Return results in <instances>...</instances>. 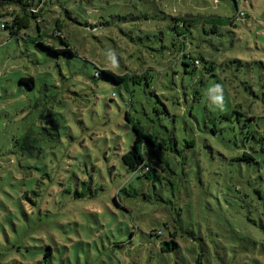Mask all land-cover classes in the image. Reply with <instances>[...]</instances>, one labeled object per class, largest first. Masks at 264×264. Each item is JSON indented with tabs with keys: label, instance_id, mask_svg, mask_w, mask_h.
<instances>
[{
	"label": "rangeland",
	"instance_id": "1",
	"mask_svg": "<svg viewBox=\"0 0 264 264\" xmlns=\"http://www.w3.org/2000/svg\"><path fill=\"white\" fill-rule=\"evenodd\" d=\"M41 3V13L33 10L39 29L33 21L11 36L1 27L8 17H0V264H264V237L255 229L264 222V200L251 195L262 204L252 210L248 198H229V163L221 156L229 154L227 132L209 134L200 116L214 86L223 89V108L213 105L218 116L264 77V0ZM236 6L241 21H233ZM135 12L158 15L148 23L150 38L140 41L145 24ZM182 15L195 19L193 43L213 73L200 64L184 72L173 61L166 25L168 16ZM211 17L222 20L214 30L205 20ZM54 18L76 55L47 63L34 39L59 45ZM86 22L95 28L84 30ZM99 70H142L146 79L134 76L128 87L95 76ZM29 77L32 84L20 80ZM152 90L175 122L152 111L162 110ZM195 90L201 101L193 104ZM185 93L187 104L179 105ZM126 114L173 133L177 152L149 161L161 178L139 177L122 164L134 142ZM261 174L260 191L264 168Z\"/></svg>",
	"mask_w": 264,
	"mask_h": 264
},
{
	"label": "trees",
	"instance_id": "2",
	"mask_svg": "<svg viewBox=\"0 0 264 264\" xmlns=\"http://www.w3.org/2000/svg\"><path fill=\"white\" fill-rule=\"evenodd\" d=\"M41 1L42 0H40L38 4L33 5L32 0H0V17H8V21L1 25V27L4 29L7 28L11 36L18 35L20 31L30 28L33 21L36 23V28L39 29L40 15L34 13L33 10H37L40 13L42 12L43 4ZM51 6L55 8L56 15L58 7ZM4 9L12 10L3 13L2 11ZM135 13H137L138 16L135 18L133 17V19L142 21L145 24V26L138 29L137 32L141 35L142 39H140V41H142L144 37L146 39L150 38L147 35L150 33V26L148 23L158 15H148L147 13L141 12ZM244 16V12L238 8L233 21H241ZM168 17L170 20L166 27L173 37L171 41L172 50L175 51V58L173 57V61H181L182 66L186 68L184 69V72L188 71L194 73L196 65L200 64V68L203 72L213 73L215 70L213 62L208 60L202 54L196 52L199 46L195 47L193 43L195 40V34L192 32L193 22L195 21L193 16L182 15ZM205 20L211 22L212 30L217 27V24L222 22V20L212 17ZM53 21L54 28L51 37L57 39L59 45L56 46L50 42L45 43L40 34L34 39L35 45L44 49L48 53H45V60L47 63L48 61L52 62L54 60L62 59L63 57L69 58L76 55V50L70 46L66 39L67 37L62 36L61 34V24L59 23V20L54 18ZM233 21H229V25H234ZM83 28L86 31L92 30L95 28V25L93 26L86 22ZM157 32V37H160L162 33L160 31ZM166 49L170 48L168 47ZM231 63L238 65L241 69H246L249 66V63L236 60L235 58L231 59ZM140 71L141 72L136 73V75H134V72L131 73L129 71H126L123 75H116L109 70H99L95 72V76H101L114 83H127L128 87H130L131 84H135L133 80L134 76L136 79H146V72H143L142 70ZM20 80L28 81L31 84L34 82L32 77L27 79L21 78ZM232 84V81L229 82V89ZM254 85L255 88H252L250 85V91L245 98L239 99L241 102H237L229 107L228 113H220L218 116L213 114L212 111L215 107H213L214 103L211 101V96L214 94H209L207 96L200 112L203 126L209 134L215 136L219 133L222 134L224 131L227 132V142L229 145L224 144L228 147L227 152L229 154L224 153V155L221 154V156L224 161L229 163V198L234 196L238 202L243 198H248L250 200L251 195L258 196L260 202L261 200H264V190H259V187L263 182L261 170L264 168V77H258ZM151 95L155 96V100L162 107V110H159L157 106L153 107L152 111L154 110L156 113H165L172 122H175V116L171 114L167 106L161 101L160 97L155 94L154 90H152ZM185 95L186 93L183 94L182 98L178 99L179 105H181V103L187 104L188 99H185ZM199 101H201V95L195 90L191 96V102L194 104ZM192 106L193 105H191L190 108H192ZM185 112L188 113V118L196 119L192 110L190 111V109H187ZM125 119L134 133V142L130 150L121 156L122 164L129 171L135 173L139 177L144 176L151 180L161 178L164 173L158 171L149 163V161L152 162V159H156L160 163L157 152H177V142L174 139L173 133L167 127L160 125L159 128H162L164 131L156 130L154 128H145L138 120L133 121L128 114L125 115ZM197 125L199 126L198 121ZM164 171L165 173L167 172V175H171L170 169ZM247 188L250 189L248 190V194H245ZM261 205L262 204L257 201L252 202L250 200V208L252 210H257ZM262 212L264 215V209ZM255 229L260 232L261 238L264 237L263 221H261L260 225ZM158 234H160V232H158Z\"/></svg>",
	"mask_w": 264,
	"mask_h": 264
},
{
	"label": "clouds",
	"instance_id": "3",
	"mask_svg": "<svg viewBox=\"0 0 264 264\" xmlns=\"http://www.w3.org/2000/svg\"><path fill=\"white\" fill-rule=\"evenodd\" d=\"M211 93H214L212 95L213 103L218 108H223V89L221 85H216L212 89H210Z\"/></svg>",
	"mask_w": 264,
	"mask_h": 264
}]
</instances>
